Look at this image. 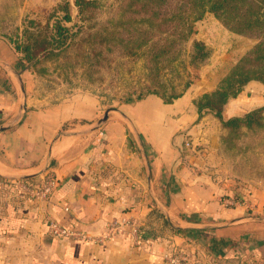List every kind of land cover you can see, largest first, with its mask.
<instances>
[{
    "label": "crops",
    "instance_id": "1",
    "mask_svg": "<svg viewBox=\"0 0 264 264\" xmlns=\"http://www.w3.org/2000/svg\"><path fill=\"white\" fill-rule=\"evenodd\" d=\"M10 58L12 50L1 45L0 124L13 122L0 131V173L35 179L49 173L57 186L46 200L20 191V180L0 187V264H167L165 255L179 249L215 264H264V185L251 187L255 181L241 177L250 187L243 194L250 203L241 194L242 201L234 198L241 180L226 173L222 126L211 112L199 117L193 103L205 90L191 86L169 103L158 96L162 111L144 119L119 109L144 145L148 182L135 136L120 114L109 113L101 126L87 130L103 114L97 96L75 93L39 107L41 100L28 94L24 71L25 109L19 112L20 88L6 70L16 69ZM221 75L211 78L213 87ZM89 95L96 99L93 110L79 111ZM262 105L264 85L250 80L228 99L222 115L242 116ZM127 216L145 231L103 244L55 238L45 229L57 220L95 235Z\"/></svg>",
    "mask_w": 264,
    "mask_h": 264
},
{
    "label": "trees",
    "instance_id": "2",
    "mask_svg": "<svg viewBox=\"0 0 264 264\" xmlns=\"http://www.w3.org/2000/svg\"><path fill=\"white\" fill-rule=\"evenodd\" d=\"M94 1L74 0L79 18L83 21L77 24L74 32L71 26L58 18L52 24L48 22L43 26L28 20L21 39L15 41V50L21 53L18 58L22 69L32 68L36 74H41L46 72V67H38L39 64L51 60L54 68L64 77L67 69L76 68L87 81H96L101 63L108 61V53L116 48L117 53L124 57L143 56L150 83L163 86L161 91L149 84L147 92L137 94L135 100L155 94L164 103H169L184 93L189 82L177 90L169 79L168 93L162 76L164 73H170V77L181 75L179 64L183 61V42L195 32V22L209 12L228 30L256 37L258 41L228 69L214 89L201 93L193 100L197 114L200 117L203 112H211L225 129L226 135L219 136L222 155L227 134L262 125L264 105L242 116L229 118H224L222 111L228 99L237 97L250 80L264 85V0H125L117 8V20L110 19L97 26L84 22V9ZM61 8L65 13L64 21H70V3L65 1ZM194 48L192 58L204 54L200 42L195 41ZM127 101L133 100L129 98ZM0 179L11 181L1 176ZM37 180L26 178L20 181L31 184ZM234 198L242 201L237 192ZM142 231H145L144 226L138 225V233Z\"/></svg>",
    "mask_w": 264,
    "mask_h": 264
},
{
    "label": "rangeland",
    "instance_id": "3",
    "mask_svg": "<svg viewBox=\"0 0 264 264\" xmlns=\"http://www.w3.org/2000/svg\"><path fill=\"white\" fill-rule=\"evenodd\" d=\"M65 1L70 3L71 9V20L68 22L64 21L65 13L61 8ZM123 1L125 0H95L94 3L85 7L84 22L87 25L97 26L110 19L117 20V8ZM57 18L65 25L71 26L73 32L77 24L83 23L79 18L74 0H0V47L2 45L12 50L11 63L17 70L26 71L24 81L28 94L41 100L37 106L45 107L62 101L71 94L88 92L99 98L103 112L108 108L123 107L129 117L137 116L144 119L149 113L162 111L160 109L162 102L156 95L148 97L141 103L127 105L137 101L135 100L137 94L146 93L151 84L143 56L124 57L117 53L116 48H113V51L108 53L109 60L101 63L96 81H87L76 68L67 69V75L64 77L58 69L54 68L55 65L51 60L39 64L38 67H46V72L41 74H36L32 68L22 69V63L18 58L21 53L15 50V41L21 39L27 21L31 19L43 26L48 22L52 24ZM36 27L37 25L34 26ZM195 29L193 35L182 45L183 61L179 64L181 75L170 77V73H164L162 76L168 93L170 92L169 79L177 90L182 89L183 85L189 82L186 90L192 86L194 92L211 91L216 86H212L211 78L221 73L222 77L258 41L256 37L228 30L209 12L195 22ZM195 41L201 43V51L204 54H197L192 58L195 53ZM30 84L32 89H29ZM151 86L163 90V86L159 84H151ZM93 95L87 97L88 102L85 108L82 104L79 105V111L88 113L89 108L93 110L96 101ZM129 98L133 101L128 102ZM113 112V110L110 111V113ZM261 122L260 126L251 129L242 128L239 133L227 134L224 142L223 159H225L226 173L235 176L237 182L241 180L235 185V191L244 197L243 202L247 204L250 200L243 194L250 192V187L242 181V178L251 177L256 182L251 183V187L264 185V113ZM171 127L172 125H168V128ZM220 135L222 137L226 135L223 127Z\"/></svg>",
    "mask_w": 264,
    "mask_h": 264
},
{
    "label": "built area",
    "instance_id": "4",
    "mask_svg": "<svg viewBox=\"0 0 264 264\" xmlns=\"http://www.w3.org/2000/svg\"><path fill=\"white\" fill-rule=\"evenodd\" d=\"M185 145H188V142ZM9 182H4L0 179V187L9 186ZM15 183L20 191H23L35 200H46L57 186V180L49 173L43 175L31 184H25L21 181ZM228 203L232 204L234 201L228 200ZM45 229L47 234L55 238L73 240L81 243L95 242L97 244H103L119 235L136 238L139 234L137 222L129 216L108 222L104 231L95 235H91L82 229L73 228L57 220H49L46 222ZM165 259L167 264H215L209 260H196L188 255L185 250L180 249L167 253Z\"/></svg>",
    "mask_w": 264,
    "mask_h": 264
},
{
    "label": "water",
    "instance_id": "5",
    "mask_svg": "<svg viewBox=\"0 0 264 264\" xmlns=\"http://www.w3.org/2000/svg\"><path fill=\"white\" fill-rule=\"evenodd\" d=\"M6 70L9 71L14 76V78L16 79V81H17V83L19 85L20 92H21L19 112L23 111L25 109V91H24L23 83H22L21 78H20L21 71L20 70L17 71L16 69H14V68H12L10 66H7ZM112 110L114 112L120 114L125 119V121L127 122L129 128L131 127L130 130H131V132H133V134L135 136V142H136L137 148H138L141 156L143 157V160H144V163H145L147 180H148V182H150L151 174H150V169H149V161H148V158L146 156V152H145L144 146L142 144L141 138L136 133L131 121L127 118V116L125 114H123V112H121L119 109H116V108H108V109L104 110L102 116L98 120H96L94 123H92L87 130H92L94 128H97V127L101 126L106 121L110 111H112ZM12 122H13V120H11V121H9V122H7L5 124H0V131L9 128V126L11 125ZM41 172L42 171H40V172H38L36 174H40ZM33 175H35V174H32V175L7 176V175H3V174L0 173L1 177L8 178V179H14V180H22V179L30 178Z\"/></svg>",
    "mask_w": 264,
    "mask_h": 264
}]
</instances>
